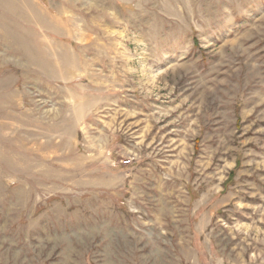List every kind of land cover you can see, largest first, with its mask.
Listing matches in <instances>:
<instances>
[{"label":"rangeland","instance_id":"1","mask_svg":"<svg viewBox=\"0 0 264 264\" xmlns=\"http://www.w3.org/2000/svg\"><path fill=\"white\" fill-rule=\"evenodd\" d=\"M0 264H264V0H0Z\"/></svg>","mask_w":264,"mask_h":264},{"label":"built area","instance_id":"2","mask_svg":"<svg viewBox=\"0 0 264 264\" xmlns=\"http://www.w3.org/2000/svg\"><path fill=\"white\" fill-rule=\"evenodd\" d=\"M129 161V160H128Z\"/></svg>","mask_w":264,"mask_h":264}]
</instances>
